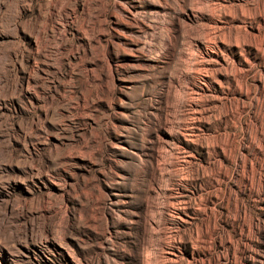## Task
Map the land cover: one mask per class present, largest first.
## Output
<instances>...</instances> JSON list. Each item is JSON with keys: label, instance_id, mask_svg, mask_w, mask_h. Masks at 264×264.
<instances>
[{"label": "rangeland", "instance_id": "374dc122", "mask_svg": "<svg viewBox=\"0 0 264 264\" xmlns=\"http://www.w3.org/2000/svg\"><path fill=\"white\" fill-rule=\"evenodd\" d=\"M0 264H264V0H0Z\"/></svg>", "mask_w": 264, "mask_h": 264}]
</instances>
